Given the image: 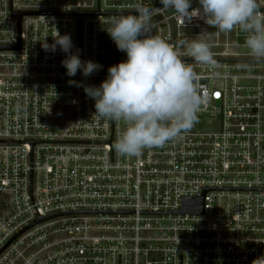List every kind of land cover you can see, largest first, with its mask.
<instances>
[{
    "label": "built area",
    "instance_id": "2783aa9c",
    "mask_svg": "<svg viewBox=\"0 0 264 264\" xmlns=\"http://www.w3.org/2000/svg\"><path fill=\"white\" fill-rule=\"evenodd\" d=\"M135 2L0 0V264H252L264 256V64L243 43L245 51L213 52L215 77L181 50L210 99L182 138L140 157L114 151L122 125L97 118L95 101L68 84L106 79L102 43L117 48L106 28L113 15L134 14ZM158 15L153 34L180 40ZM56 31L70 35L73 54L102 67L69 77L67 54L42 46ZM202 197L203 214L180 213L186 199Z\"/></svg>",
    "mask_w": 264,
    "mask_h": 264
},
{
    "label": "clouds",
    "instance_id": "9594fccd",
    "mask_svg": "<svg viewBox=\"0 0 264 264\" xmlns=\"http://www.w3.org/2000/svg\"><path fill=\"white\" fill-rule=\"evenodd\" d=\"M162 7H150L136 0L135 13L121 11L112 16L108 35L127 59L108 68L99 86L69 80L70 86L83 87L95 101L97 118L122 125L112 145L121 157H140L146 149L174 142L198 122V115L210 97L201 76L193 65L182 60L183 54L195 63L213 69L217 65L206 32L195 38L175 43L153 34V18L165 10H173L182 25L202 20L209 28L222 33L239 30L244 34V47L255 63L264 64V7L259 0H160ZM54 43H43L45 51L55 52L57 45L67 54L61 61L69 77L80 70L85 77L102 66L91 60L82 61L70 50V35L56 31ZM252 264H264V256Z\"/></svg>",
    "mask_w": 264,
    "mask_h": 264
},
{
    "label": "rangeland",
    "instance_id": "374dc122",
    "mask_svg": "<svg viewBox=\"0 0 264 264\" xmlns=\"http://www.w3.org/2000/svg\"><path fill=\"white\" fill-rule=\"evenodd\" d=\"M197 6H199L198 0H192V7L195 8ZM176 17V13L169 9L160 13L156 17V20L159 18L167 19L166 23L163 25L165 33L171 31L174 35L178 36L179 39L195 38L201 32H206L207 35L205 39L211 45L212 52H220L223 50L245 51V48L240 46L244 41V34L239 30H234L230 33H222L216 29L209 28L202 20H195L191 24L179 27Z\"/></svg>",
    "mask_w": 264,
    "mask_h": 264
},
{
    "label": "water",
    "instance_id": "95a60500",
    "mask_svg": "<svg viewBox=\"0 0 264 264\" xmlns=\"http://www.w3.org/2000/svg\"><path fill=\"white\" fill-rule=\"evenodd\" d=\"M99 12H72V14L76 15H96ZM19 17L22 16V13H16ZM180 213H198L203 214L204 213V199L198 198V199H186L184 202L183 208L180 210ZM45 220V218L38 219L37 223L40 221Z\"/></svg>",
    "mask_w": 264,
    "mask_h": 264
},
{
    "label": "trees",
    "instance_id": "16d2710c",
    "mask_svg": "<svg viewBox=\"0 0 264 264\" xmlns=\"http://www.w3.org/2000/svg\"><path fill=\"white\" fill-rule=\"evenodd\" d=\"M160 5V0H156L155 4H153L150 7H156ZM101 54H102V63L103 66L108 70V68L112 65H114L116 62H118V60L122 57H125L124 53L118 52L114 53L113 50H118L117 48H113L111 45L107 44V43H102L101 46ZM116 52V51H115Z\"/></svg>",
    "mask_w": 264,
    "mask_h": 264
}]
</instances>
